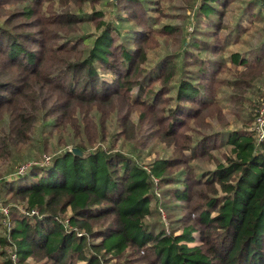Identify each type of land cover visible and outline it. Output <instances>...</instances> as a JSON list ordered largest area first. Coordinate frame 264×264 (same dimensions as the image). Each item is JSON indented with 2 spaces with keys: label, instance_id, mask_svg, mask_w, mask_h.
Segmentation results:
<instances>
[{
  "label": "trees",
  "instance_id": "obj_1",
  "mask_svg": "<svg viewBox=\"0 0 264 264\" xmlns=\"http://www.w3.org/2000/svg\"><path fill=\"white\" fill-rule=\"evenodd\" d=\"M234 1L202 0L187 43L156 27L160 0H116L117 23L83 11L96 0H0V160L52 156L0 181V264H264V141L224 130L220 104L241 108L264 70V50L225 57ZM157 38L179 44L151 56Z\"/></svg>",
  "mask_w": 264,
  "mask_h": 264
},
{
  "label": "rangeland",
  "instance_id": "obj_2",
  "mask_svg": "<svg viewBox=\"0 0 264 264\" xmlns=\"http://www.w3.org/2000/svg\"><path fill=\"white\" fill-rule=\"evenodd\" d=\"M116 0H96L94 3H87L83 7V11L85 13L92 14V12L97 11L101 14V16L98 19V22L102 21L105 23H112L116 22L118 20V16L123 18H128V12L124 11L123 9H119L118 11L113 7V3ZM144 1V0H143ZM153 1L157 3L159 0H148ZM202 0H160V3H162V10L161 12H152L151 15H153L155 18L159 20V23H157L158 28H161L162 26H167L168 28H176L177 35H180V37L187 38V43L192 42V36L189 34L194 33V30L197 27L196 24V18H195V12L194 10L197 9V7L200 6ZM255 1L257 3L256 8L252 9V11L247 13V17L243 21L244 28H249L251 31H249L247 34H245L240 42L238 43V46H236V43H233L235 41L236 34L233 35L234 28L238 21L240 20L242 14L244 13V10L247 8L250 2ZM159 8V6H156ZM190 7H193L192 9ZM226 16L223 20V23L228 27L225 29L224 32H222L223 35L232 34V38L229 41V46L225 48V57H230L231 52L240 53L241 55L245 56L249 62H253L254 57H256V50H264V0H235L233 3L229 4V6L226 8ZM260 12V14H259ZM250 13H254L253 17L250 15ZM256 14L260 15L257 16ZM251 21L255 23L253 25V28L251 29ZM97 22H89L85 26L82 27V32L87 33V35H94L97 36L100 34L101 30L97 28ZM119 25V24H118ZM131 23H124L122 24L123 28H127L130 26ZM120 26V25H119ZM121 27V26H120ZM205 25H203L202 29H205ZM124 30V29H123ZM125 31V30H124ZM123 31V32H124ZM227 36V35H226ZM232 42V44H231ZM157 43L159 45L157 50H154L151 52V56L155 53H165L166 50H169V52H174L175 48L178 46L179 43L176 42V40L173 39H166V38H157ZM167 44V47H166ZM257 46L255 49L252 46ZM262 56V55H261ZM264 56V55H263ZM151 59V57H150ZM264 64V58L262 59ZM243 71V67L241 66H234L232 63L228 62L227 68H225V74L223 77L225 78H231V76L236 72ZM262 76L259 79L257 83H255V87L250 89L249 91H246L244 97V101L242 102V107L239 108L236 103H232L230 98L228 97V94L226 93L221 94V107L223 108V113L225 116V119L227 123L229 124L227 128L224 130L230 131V132H236L238 133L240 130L245 131L246 134H249L250 136H253V129L255 128V119L257 117V113L259 111L258 106L262 105L264 102V70L262 72ZM232 79V78H231ZM229 91H231L229 86H226ZM223 97V98H222ZM258 109V110H257ZM133 120L137 121V116L133 115ZM216 129L222 130L223 127L219 124L216 125ZM255 138V137H254ZM71 146H65L62 148V151L70 149ZM103 147H106V145H103ZM120 148V146H118ZM61 149V148H58ZM160 149V147H158ZM71 150V149H70ZM61 151V152H62ZM227 156L230 155V151H224ZM148 154V150H146L143 153V156H146ZM232 155V154H231ZM155 155H147L146 157H143L139 159V163L143 165L144 167H147L148 162L154 157ZM51 157L49 154H45L44 156L36 159H32L29 161L24 162L21 166L17 165L15 160L10 161H3L0 160V181L2 180H9L13 181L17 178V174H19L20 169L27 170L28 167H30L32 164L36 165H49L51 163ZM216 158H219V160L225 162L224 156L220 153L216 156ZM47 161L49 164H47ZM199 167L202 170H213L215 165L213 162L210 163H200ZM24 171V173H25ZM20 209V213H22V208ZM164 216V214H162ZM155 219V218H154ZM3 223H5L3 221ZM7 223V222H6ZM170 231V229H169ZM195 237L198 238V235L195 234ZM196 243L190 244V247L196 246Z\"/></svg>",
  "mask_w": 264,
  "mask_h": 264
},
{
  "label": "built area",
  "instance_id": "obj_3",
  "mask_svg": "<svg viewBox=\"0 0 264 264\" xmlns=\"http://www.w3.org/2000/svg\"><path fill=\"white\" fill-rule=\"evenodd\" d=\"M254 126H255V128L253 129V135H254L256 141L258 143H261L264 141V102L262 103L261 108L259 109V111L257 113V117L255 119ZM47 164H49L48 161H47ZM24 171H25V169H20L19 174H23ZM0 211L6 215L9 212L8 209L2 207L1 203H0ZM22 213L27 217L39 216V212L36 210L26 211L23 209ZM4 222H5L4 224H7L6 221H4ZM11 259L13 261V264H18L16 255H12Z\"/></svg>",
  "mask_w": 264,
  "mask_h": 264
},
{
  "label": "water",
  "instance_id": "obj_4",
  "mask_svg": "<svg viewBox=\"0 0 264 264\" xmlns=\"http://www.w3.org/2000/svg\"><path fill=\"white\" fill-rule=\"evenodd\" d=\"M72 152H73L74 155H76V156H80V157H84V156H85L84 153H83L82 151H80L79 149H77V148H73V149H72Z\"/></svg>",
  "mask_w": 264,
  "mask_h": 264
}]
</instances>
